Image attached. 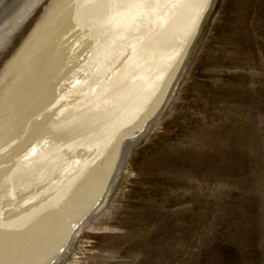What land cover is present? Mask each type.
Returning <instances> with one entry per match:
<instances>
[{
    "label": "water",
    "instance_id": "water-1",
    "mask_svg": "<svg viewBox=\"0 0 264 264\" xmlns=\"http://www.w3.org/2000/svg\"><path fill=\"white\" fill-rule=\"evenodd\" d=\"M21 1L0 25V264H54L216 0Z\"/></svg>",
    "mask_w": 264,
    "mask_h": 264
},
{
    "label": "rangeland",
    "instance_id": "rangeland-1",
    "mask_svg": "<svg viewBox=\"0 0 264 264\" xmlns=\"http://www.w3.org/2000/svg\"><path fill=\"white\" fill-rule=\"evenodd\" d=\"M121 167L59 264H264V0L215 1Z\"/></svg>",
    "mask_w": 264,
    "mask_h": 264
},
{
    "label": "bare ground",
    "instance_id": "bare-ground-1",
    "mask_svg": "<svg viewBox=\"0 0 264 264\" xmlns=\"http://www.w3.org/2000/svg\"><path fill=\"white\" fill-rule=\"evenodd\" d=\"M179 78V77H178ZM178 78H177V81H178ZM177 81H176V83H175V85L177 84ZM175 85L173 86V88H172V91L170 92V95H169V97H168V99H167V103L169 102V100H170V98H171V95H172V93H173V90L175 89ZM166 106V105H165ZM164 106V107H165ZM164 109V108H163ZM162 109V110H163ZM153 122V121H152ZM152 122L149 124V126L147 127V129L145 130L146 132H147V130H149L150 128H151V124H152ZM144 131V132H145ZM141 133V134H139V135H136V136H132V137H130L127 141H126V144L127 143H129V146H131L132 145V143L133 144H135L136 142H138L140 139H141V137L146 133ZM121 172H122V167L119 169V170H117V176H116V178H115V180L113 181V183L110 185V187H109V189H108V191H107V193L105 194V196H104V199L102 200V202H101V204H100V208L99 209H97V211L98 212H96V214H94V215H98L99 213H101L102 212V209L104 208V207H106V205L108 204V200H109V196L111 195V191H112V187H113V185H114V183L116 182V180H117V178L119 177V175L121 174ZM98 204V205H99ZM95 209V210H96ZM91 219V218H90ZM89 219V220H90ZM89 220H87L86 222H84V223H82L77 229H76V231H75V233H74V235H73V237H72V239H71V241H70V243H69V245L65 248V250L62 252L63 254L60 256H58V257H61V258H59V259H57L55 262H54V264H59V263H61L64 259H65V257L69 254V252H70V247H71V245L73 244V241H74V239L76 238V237H78L79 235H80V233L82 232V230L84 229V227H85V224L86 223H88V221ZM87 226V225H86ZM89 226H91V225H89Z\"/></svg>",
    "mask_w": 264,
    "mask_h": 264
},
{
    "label": "snow or ice",
    "instance_id": "snow-or-ice-1",
    "mask_svg": "<svg viewBox=\"0 0 264 264\" xmlns=\"http://www.w3.org/2000/svg\"><path fill=\"white\" fill-rule=\"evenodd\" d=\"M200 2H201L202 4H206V3H208V0H200Z\"/></svg>",
    "mask_w": 264,
    "mask_h": 264
}]
</instances>
